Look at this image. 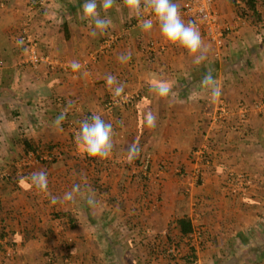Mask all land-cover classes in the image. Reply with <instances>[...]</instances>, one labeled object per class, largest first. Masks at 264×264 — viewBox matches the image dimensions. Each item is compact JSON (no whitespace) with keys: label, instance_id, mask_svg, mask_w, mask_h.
Segmentation results:
<instances>
[{"label":"crops","instance_id":"obj_1","mask_svg":"<svg viewBox=\"0 0 264 264\" xmlns=\"http://www.w3.org/2000/svg\"><path fill=\"white\" fill-rule=\"evenodd\" d=\"M46 2L0 0V147H8L0 156V232L15 246L9 259L0 254V264H62L64 256L69 264H169L160 253L182 240L175 226L184 216L205 231V242L217 244L214 254L209 245L196 251L197 264H264V6L257 4L262 23L249 26L233 0H218L214 11L231 32L218 58L202 36L207 59L195 65L185 49L161 35L154 16L130 15L123 0L98 9L112 26L95 37L83 18L84 0ZM173 2L181 8L182 0ZM148 18L153 28L144 32L139 24ZM25 26L51 65L23 63L16 41ZM109 36L114 42L104 48ZM73 61L79 71L72 70ZM208 71L222 89L214 102L201 85ZM108 74L136 96L131 104L106 109L113 98ZM161 82L172 89L167 99L154 91ZM220 101L230 112L224 120L218 119ZM148 111L158 116L155 130L144 124ZM62 112L67 116L58 127L54 121ZM93 113L113 125L115 148L110 158L87 163L70 145L79 122ZM22 130L40 150L54 145L64 154L50 166L30 158L28 173H1V162L18 167L24 157L13 151L22 147L16 135ZM133 142L140 152L129 163ZM76 147L84 151L78 141ZM199 152L211 155L209 166ZM39 170L47 173V193L31 183L29 175ZM227 172L245 175L242 201L230 194ZM94 177L107 202L93 208L86 197L95 189L84 186ZM74 185L80 186L74 201L62 199ZM183 190L190 192L188 202Z\"/></svg>","mask_w":264,"mask_h":264},{"label":"clouds","instance_id":"obj_2","mask_svg":"<svg viewBox=\"0 0 264 264\" xmlns=\"http://www.w3.org/2000/svg\"><path fill=\"white\" fill-rule=\"evenodd\" d=\"M124 6L128 9L129 14L140 18L145 12L156 18L159 24L161 35L171 44L185 49L193 57L195 65L202 64L207 59V46L202 38L201 32L193 21L187 23L182 18L179 6L173 0H123ZM117 5V0H84L82 5V14L85 20H90L93 26L92 35H104L109 27L112 26V20L106 16H101L98 9L111 10ZM139 27L144 32H150L153 28L151 18L141 20ZM18 46H22L24 41L18 39ZM120 59H123L121 57ZM72 70L79 71L81 65L77 61L71 62ZM106 84L114 98H119L124 94V84L119 83L117 78L112 74L106 76ZM201 85L206 88L212 101H216L222 93L221 87L216 83L212 72L208 71L201 80ZM156 95L162 99L170 96L172 89L166 82H161L155 86ZM67 114L62 112L56 117L54 123L59 127L66 119ZM158 116L152 111H148L144 116V124L150 130L157 128ZM62 131V129H59ZM115 132L113 125L106 122L101 115L93 113L90 117L79 122V134L77 141L83 145L84 151L90 157L101 160L108 159L112 156L115 141ZM128 162H133L139 152V146L133 142L127 146ZM30 180L32 185L42 193L48 192V177L44 170L31 173ZM80 192V186L74 185L73 188L66 192L62 199L65 201H74L75 195ZM53 197V202L56 201ZM86 202L89 207H95L97 204L95 194L89 191Z\"/></svg>","mask_w":264,"mask_h":264},{"label":"built area","instance_id":"obj_3","mask_svg":"<svg viewBox=\"0 0 264 264\" xmlns=\"http://www.w3.org/2000/svg\"><path fill=\"white\" fill-rule=\"evenodd\" d=\"M39 5L45 7L47 5L46 0H38ZM218 0H182L180 12L182 18L187 23L188 21H193L199 28L201 35L207 40V42L213 47L214 56L220 57L222 50L225 45V39L227 35L231 32V27L226 24H221L218 18V15L214 11L215 3ZM236 5L240 4V0H233ZM19 39L24 41L23 47V63L30 66L33 69H37L42 64L51 65V60L45 54H42L39 51V43L35 36H33L28 27L25 26L24 30L19 35ZM114 42L112 36L107 37L104 48L109 47ZM153 46V44H151ZM134 94L124 93L119 98H112L105 106L107 110H112L114 107H122L128 104H131L135 100ZM56 104L61 105V98L56 99ZM218 119L224 120L230 116L229 109L224 101H220L218 105ZM89 115L88 117H90ZM87 117V118H88ZM34 158L42 162H51L54 158V154L46 153L39 154L37 157L36 154H29L28 157L22 159V165H29V162L26 161L27 158ZM201 158V164L204 166H209L210 161H202L203 152H199ZM88 157V155H87ZM26 158V159H25ZM30 176V175H29ZM228 181L230 183L229 190L231 195L243 196L247 195V186L245 175L241 173L228 172L227 174ZM201 239L200 230H194L192 234L186 239L187 243H192ZM169 253H172L173 250H168ZM175 252H173L174 254ZM0 254H3L4 257L9 258L15 254V246L13 242L9 240L7 236L0 237Z\"/></svg>","mask_w":264,"mask_h":264},{"label":"trees","instance_id":"obj_4","mask_svg":"<svg viewBox=\"0 0 264 264\" xmlns=\"http://www.w3.org/2000/svg\"><path fill=\"white\" fill-rule=\"evenodd\" d=\"M235 3V2H234ZM257 4H262L264 6V0H240V4L237 5L239 8L238 10H240V18L245 21L246 24H248L249 26H255V25H259L260 23H262L261 20V14L257 11ZM264 22V21H263ZM20 50H23V47L20 48ZM235 121H237V118H235ZM232 122V121H231ZM19 142L20 145H22V150L24 155H27L31 152H35L36 156H39V151H41V147L39 145H35L32 144L30 141H28V139L26 138V136H20L19 138ZM55 147L54 145L51 146V150H54ZM64 152L61 151V155H63ZM211 155H204L202 158V161L206 162V160L211 161ZM98 158H94V157H90L88 156L87 158H85L84 160L87 161V163H94V162H98L97 161ZM59 160V158H53L51 160V162H48L50 165H54L57 161ZM41 164L42 161H40ZM45 163V162H44ZM98 170V169H97ZM98 178L99 177H94V179H92V183L97 185L98 182ZM200 179L197 181V183H200ZM96 182V183H95ZM99 185V184H98ZM98 190V193H100L101 187H95ZM59 216V215H58ZM56 216V218L58 217ZM60 218V217H59ZM176 230L178 231V233L180 234L182 240H184L183 245L182 244V240H180V242H178L177 244H173L171 243L169 245V247H173L172 250L173 252H175L173 254L167 252L168 249L162 248L161 251V255H164L167 262H173L174 264H196L195 261V255H196V249L194 248V246H192L191 244H187L186 239L188 238V236L190 234H192L195 230V227L192 226L191 220L189 218H187L186 216L181 217L179 219L176 220V226H175ZM200 233L204 234V231H200ZM3 236H8L7 232H4V230L2 229V232H0V237ZM112 245V244H109ZM183 247V249H182ZM168 248V247H166ZM179 251V252H178ZM182 251H186V253L182 254ZM152 253V252H151ZM155 254V253H152ZM54 259V258H52ZM50 258V260H52ZM64 262L69 263V257H65Z\"/></svg>","mask_w":264,"mask_h":264},{"label":"rangeland","instance_id":"obj_5","mask_svg":"<svg viewBox=\"0 0 264 264\" xmlns=\"http://www.w3.org/2000/svg\"><path fill=\"white\" fill-rule=\"evenodd\" d=\"M239 14H240V10H239ZM240 16V15H239ZM1 134H4V131H2L1 132ZM16 135H18V139H17V142L19 143V138H20V136H25L26 135V132H24L23 130L20 132V131H18L17 133H16ZM77 141L75 142V140H72V144L70 145V147H71V149L72 150H74V152H75V154H77V155H84V156H86L87 157V154H86V152L85 151H80L79 153L77 152L78 150H77ZM55 147V149L54 150H51V147L49 146L48 148H44L43 150H41L40 151V154H46V153H53L54 154V157L55 158H59V156L61 155V151H60V149L59 148H57L56 146H54ZM76 148V149H75ZM0 156H2L3 155V152L5 151V152H8V147H6V146H4V147H0ZM23 148L21 147V146H18L17 148H16V151L15 150H13L14 151V155L16 154V155H19V156H21V157H28V155L29 154H31V153H33V152H31V153H29V154H27V155H24V153H23V150H22ZM47 152H46V151ZM37 153H39V152H37ZM34 154H35V152H34ZM20 157V158H21ZM23 157V158H24ZM19 158V159H20ZM26 159V158H25ZM32 159L34 160L35 158H34V156L32 157ZM83 159H85V158H83ZM29 158H27L26 159V161H28L29 162ZM36 160V159H35ZM22 158L20 159V160H18V162H17V164H18V167H16V164L15 163H13V164H11V163H5V162H1V173H8V172H12V174L14 173V171H16L18 174L17 175H19L20 173H22L23 174V172L24 173H28V172H30L31 170L29 169L30 167H32V169H33V166L31 165L32 163H29V165H22ZM37 162H39L38 164H40V161H38V160H36ZM43 163V165H47V166H50V164L48 163V162H42ZM136 166V164L135 163H133V164H131V168H133V167H135ZM12 169H15V170H12ZM135 170V169H134ZM227 174H228V172H227ZM226 174V175H227ZM135 173H133V175H131V180H133L134 178H135ZM198 181V180H197ZM96 183V182H95ZM197 183V182H196ZM89 184V185H88ZM99 184V185H98ZM226 184L229 186L230 185V183H229V181H228V177H227V182H226ZM86 185H87V187L90 189V190H92V189H95V191H94V193H97V189L95 188V187H101V185H103V183H101V179L100 178H98V182H97V185L96 184H93V183H91L90 184V182H86L85 183V186L84 187H86ZM196 186V185H195ZM102 188V187H101ZM103 194H97V195H95V198H96V201H97V204L99 203V204H102V203H105V202H107L106 200H105V198L107 199V195H106V192H102ZM182 193L184 194V200L185 201H187L188 202V200H189V198L191 197L190 196V192H186L185 193V191L183 190L182 191ZM186 194V195H185ZM99 195V196H98ZM182 195V194H181ZM193 197V196H192ZM232 197L233 198H235V200L237 199V200H239V201H242L245 197H243V196H235V195H232ZM188 204V203H187ZM100 212V213H99ZM103 213L104 212H102L101 210L100 211H98V213H97V219L98 220H100V218H101V216H99L100 214H102V216H103ZM198 220V219H197ZM196 227H195V230H199L200 229V226L199 225H195ZM201 231V230H200ZM204 234H205V231H204ZM204 238V235H203V233H201V239L200 240H197V241H193L192 243H190L192 246H194V248L196 249V251H203V250H207L208 251V249H209V251H210V254H214L216 251H215V249H216V243H214V242H212L211 244H209V242H211V241H208V240H206V242H205V240L203 239ZM207 239V238H206ZM188 244V243H187ZM208 245H209V247H208ZM206 246L208 247V249L206 248ZM121 250V249H120ZM119 250V251H120ZM119 253V252H118ZM15 255V254H14ZM13 256V255H12ZM11 256V257H12ZM65 257L66 256H64V258H62V262H60V263H62V264H69V263H66V262H64V260H65ZM4 258H6V257H4ZM9 259V258H8ZM195 261L196 262H198L199 260H198V258L196 259V255H195ZM169 264H174L173 262H169ZM197 264V263H196Z\"/></svg>","mask_w":264,"mask_h":264}]
</instances>
